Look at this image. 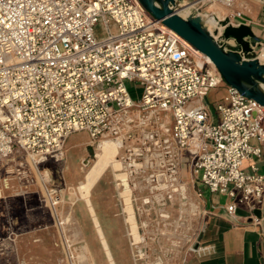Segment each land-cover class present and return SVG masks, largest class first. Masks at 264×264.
<instances>
[{
    "label": "built area",
    "instance_id": "built-area-1",
    "mask_svg": "<svg viewBox=\"0 0 264 264\" xmlns=\"http://www.w3.org/2000/svg\"><path fill=\"white\" fill-rule=\"evenodd\" d=\"M234 1L179 0L177 13L198 15L214 40L234 49L203 8L223 5L230 10L223 19L250 26ZM256 37L258 58L264 36ZM197 51L139 0H0V162L15 160L12 173H0V193L10 174L39 175L47 160L61 159L72 133L85 132L92 143L120 139L129 177L152 190L175 193L185 163L194 183L226 196L229 214L243 207L258 223L264 107L225 83L213 64L199 63ZM126 81L141 85L137 99ZM217 88L224 94L208 102ZM202 250L196 240L186 249Z\"/></svg>",
    "mask_w": 264,
    "mask_h": 264
},
{
    "label": "rangeland",
    "instance_id": "rangeland-1",
    "mask_svg": "<svg viewBox=\"0 0 264 264\" xmlns=\"http://www.w3.org/2000/svg\"><path fill=\"white\" fill-rule=\"evenodd\" d=\"M241 1L242 3L234 2L231 8H245L241 10L252 20L254 13L248 8L252 7L255 10L260 7V4L257 0ZM203 8L204 11L217 13L220 20L230 12L227 7L215 3L207 4ZM213 8H216L218 12H215ZM110 26L112 27L113 24L110 23ZM102 30V24L98 23L94 29L95 34L101 36ZM259 51L260 49L258 53ZM197 57L199 63L203 59L206 60L204 56L197 55ZM126 88L133 99H137L141 94L142 88L139 82L126 81ZM223 94L224 90L217 88L211 90L206 99L212 102ZM140 131L141 128L132 130L136 132V136ZM123 132L120 133V137L124 135ZM86 136L85 132H75L67 142L73 145L68 152L84 157V166L79 164L84 172L89 166V161L87 162L86 159L93 155V153L88 154L85 144L88 143L97 153L100 151L99 142L91 143ZM262 150L264 153V148ZM122 153L121 148L116 158L123 163L124 168L113 171L111 167H107V174H111L112 171L114 173L128 171L126 162L129 160L121 158ZM10 158L13 159V157ZM12 159L8 158L0 162L3 165L0 171L2 175L6 170L12 173L15 164V160ZM19 160L16 159L18 162ZM257 165L260 172L264 171V161L258 162ZM184 170L189 171L188 165ZM10 175H12V188L0 193V264H92L90 254L87 260L78 257V252L83 247L87 248L84 245L86 242L89 244L90 251L94 254L97 250L103 259V264H107L105 249L100 239L96 235L86 238L87 240L83 238L75 215L78 205L84 201L93 221L90 209L93 207L89 198L87 201L84 191L79 189L80 181L74 187H66L62 190L50 183L44 185L39 179L41 176L44 177L41 173L38 175L36 172L27 171L20 180L16 176L13 177L14 174ZM180 178L184 182L190 179L184 173ZM116 182L117 180L114 181V185L110 184L108 201L113 196L116 197L119 200V211L116 215L109 217L112 221V229H106L103 232L110 243L117 264L173 263L176 253L181 249L184 251L187 249L195 230L196 212L189 211L186 216V212L182 210L188 206L186 191L179 194L170 189L152 190L150 185L147 186L142 181V177H128L131 203L137 225L139 224L138 231L142 236L138 243H132L133 240L127 233L129 232L128 224L124 222L125 212L123 211V194H121L123 187L116 186ZM87 220L90 222L89 216Z\"/></svg>",
    "mask_w": 264,
    "mask_h": 264
},
{
    "label": "crops",
    "instance_id": "crops-1",
    "mask_svg": "<svg viewBox=\"0 0 264 264\" xmlns=\"http://www.w3.org/2000/svg\"><path fill=\"white\" fill-rule=\"evenodd\" d=\"M240 1L235 0L234 2L242 3ZM241 9L245 8L241 7ZM248 9L254 13L252 24L250 25L254 34L260 37L264 36V8L260 5L255 10L252 7ZM69 137L66 140L61 159L55 160L51 158L47 160L41 165L39 171L44 176L39 177V179L43 178L47 184L50 183L62 190L66 187H74L83 179L84 173V169L81 166L84 163V157L76 156L72 152H68L73 146L67 143ZM86 137L90 141L89 136L87 135ZM86 147L89 153L91 146L87 143L85 144ZM263 148L264 145L261 147L262 154L258 162L264 161ZM80 163L81 165H79ZM186 166L184 163L181 174L183 175L184 173L190 179L182 182L185 184L188 201L191 199L196 204V209L194 210L196 212V216L194 217L195 230L190 242L194 240L198 241L203 246V250L199 253H190L181 249L176 253L174 262L172 261L173 263L171 264H264V205L259 215H257L259 218L258 223L253 221L250 213L243 207H238L234 213L229 214L225 208L226 196L210 191L203 185L194 183L191 179L190 171L184 170ZM113 171L111 174H107L105 170L91 186L89 192L91 205L103 231L112 229V221L109 217L110 215H116L119 211V200L116 197L113 196L108 201L110 184L114 185V181L116 180V173ZM31 173L34 172L31 171ZM261 173L264 174V171H261ZM11 176L6 177L7 186L2 188V192L12 188ZM16 178L21 179V177L17 176ZM188 213L189 211L185 215L187 216ZM75 215L81 227L83 238L88 239L94 235L98 238L91 215L84 201L78 205ZM88 216L90 222L87 220ZM84 245L89 250L92 264H103V259L98 251L95 250L93 254L90 251L88 242ZM108 245L115 264H117L110 243Z\"/></svg>",
    "mask_w": 264,
    "mask_h": 264
},
{
    "label": "water",
    "instance_id": "water-1",
    "mask_svg": "<svg viewBox=\"0 0 264 264\" xmlns=\"http://www.w3.org/2000/svg\"><path fill=\"white\" fill-rule=\"evenodd\" d=\"M139 1L156 19L206 55L225 83L264 107V63L258 60L252 49L257 37L249 25L233 26L227 18L219 20L224 26L220 39H228L234 47L231 49L213 39L208 26L203 25L198 15L183 17L178 14L179 0ZM239 49L245 54L244 58ZM89 153H93L91 147ZM254 213L259 215L260 211Z\"/></svg>",
    "mask_w": 264,
    "mask_h": 264
},
{
    "label": "bare ground",
    "instance_id": "bare-ground-1",
    "mask_svg": "<svg viewBox=\"0 0 264 264\" xmlns=\"http://www.w3.org/2000/svg\"><path fill=\"white\" fill-rule=\"evenodd\" d=\"M185 6L187 7L188 4ZM213 9L215 10V12H218L216 8H213ZM204 12L206 13L207 17H209L210 25H213V26L217 25L218 21L220 20V18H218V14L217 13L214 14L212 13L214 11H208V10ZM197 55L204 56L206 58V61L213 64L212 61L206 55L201 53L199 50L197 51V54H196V60L198 62L199 60H198ZM258 58L264 59V47L260 48V51L258 53ZM98 146L100 147V151L97 153L93 149L92 157L86 159L87 162L89 161L88 162L89 166L84 172V176H83L84 179L80 181L79 183V189L81 191H84V195L87 201H89L88 198H89V192H90L91 186L103 174V172L106 170L107 167H111L114 171L121 170L124 168L123 163L116 158V156L119 154L120 147H121L120 139L115 140V139L105 136L100 140V142L98 143ZM115 175H116L115 177H118L116 178L117 180L116 185H118L119 188L123 187V191L121 192V194H123V204H124L123 211L125 212L124 222L128 224V229H129V232L127 233L133 240L132 243H138L139 240L142 239V236L140 235L138 231L139 224L137 225L135 213H134V207L131 203V197H130L131 188L129 187V184H128L129 173L128 171H125V172H118ZM177 184H178L177 188L174 189L176 191L175 193L179 192V194L181 193L183 194L186 191L185 184L184 183L183 184L177 183ZM187 204L188 206L182 208V210H184L185 212L194 211L196 209V204L191 199H189ZM90 209L93 215L94 227L98 235V238L100 239L101 244L105 249L107 260L109 264H115V261L112 257L105 234L94 213V210L92 208ZM66 219L68 221L69 217L67 216ZM78 257H80L81 259L87 260L89 258L88 248L83 247L82 250L78 252Z\"/></svg>",
    "mask_w": 264,
    "mask_h": 264
}]
</instances>
